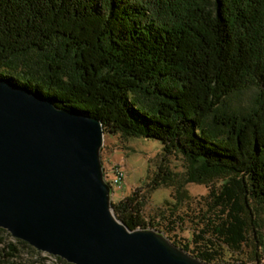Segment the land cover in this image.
Listing matches in <instances>:
<instances>
[{"label": "trees", "instance_id": "obj_1", "mask_svg": "<svg viewBox=\"0 0 264 264\" xmlns=\"http://www.w3.org/2000/svg\"><path fill=\"white\" fill-rule=\"evenodd\" d=\"M2 77L100 117L106 132L161 140L187 182L209 186L194 200L181 183L164 220L148 218L138 190L114 201L131 227L191 225L192 239L171 238L216 263L224 246L264 243V0H0ZM252 87L259 105L232 102ZM162 168L151 185L175 186ZM20 244L31 246L0 234V264H35L17 259Z\"/></svg>", "mask_w": 264, "mask_h": 264}, {"label": "water", "instance_id": "obj_2", "mask_svg": "<svg viewBox=\"0 0 264 264\" xmlns=\"http://www.w3.org/2000/svg\"><path fill=\"white\" fill-rule=\"evenodd\" d=\"M103 120L0 78V226L76 264L210 262L115 211Z\"/></svg>", "mask_w": 264, "mask_h": 264}, {"label": "rangeland", "instance_id": "obj_3", "mask_svg": "<svg viewBox=\"0 0 264 264\" xmlns=\"http://www.w3.org/2000/svg\"><path fill=\"white\" fill-rule=\"evenodd\" d=\"M259 96V90L256 87H252L235 95L232 102L241 106H247L249 104L255 106L256 104L259 105L260 101H262ZM102 157L108 174H113L112 166L114 164H122L126 170V179L123 184L113 187V201L118 202L124 196L138 190L139 193L146 194L145 214L148 218L155 216L158 220H164L163 214L160 213L161 209L165 207L167 200H175L173 193L178 186L181 187V183L188 188L194 200H198L201 196L209 192V186L205 183L186 181L184 159L181 156L166 155L164 143L157 138L146 136L125 137L120 132L107 131L105 133ZM164 165L170 166V169L174 172L173 180L176 185L164 184L153 187L150 182L156 177L159 171H162L161 169H163L162 167ZM106 176L108 179L107 173ZM108 180L110 181V179ZM254 222L259 231V238H262V242H264V206L261 204H257ZM190 226L187 225L185 228L179 227L173 233L167 230L164 231L174 239L187 241L188 238H193V229ZM3 228L0 230V234L6 237L7 242H18V239L22 240V238L15 236L8 228ZM160 228L164 229L162 227ZM29 244L31 246L20 244L21 251L17 255L18 260L33 261L35 264L72 263L63 256L40 250L30 242ZM192 246H195L194 243H192ZM190 251L193 252V250ZM221 254L222 257L218 261L222 263L245 262L247 264H264V243L262 245L260 243L258 244L253 237L251 242L241 250L224 246L221 248ZM44 257L47 258L44 262L36 261Z\"/></svg>", "mask_w": 264, "mask_h": 264}, {"label": "built area", "instance_id": "obj_4", "mask_svg": "<svg viewBox=\"0 0 264 264\" xmlns=\"http://www.w3.org/2000/svg\"><path fill=\"white\" fill-rule=\"evenodd\" d=\"M113 174H108V179H110L113 187L115 185L121 186L126 179V170L122 164H114L112 166Z\"/></svg>", "mask_w": 264, "mask_h": 264}]
</instances>
